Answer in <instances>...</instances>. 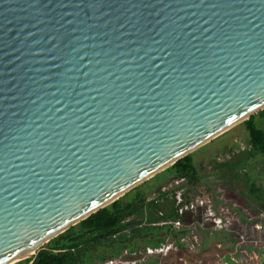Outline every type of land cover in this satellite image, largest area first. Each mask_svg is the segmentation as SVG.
<instances>
[{
	"label": "water",
	"instance_id": "water-1",
	"mask_svg": "<svg viewBox=\"0 0 264 264\" xmlns=\"http://www.w3.org/2000/svg\"><path fill=\"white\" fill-rule=\"evenodd\" d=\"M263 107L264 0H0V264Z\"/></svg>",
	"mask_w": 264,
	"mask_h": 264
},
{
	"label": "rangeland",
	"instance_id": "rangeland-1",
	"mask_svg": "<svg viewBox=\"0 0 264 264\" xmlns=\"http://www.w3.org/2000/svg\"><path fill=\"white\" fill-rule=\"evenodd\" d=\"M257 112L251 115L264 128V116ZM247 147V132L240 121L193 149L190 153L200 175L198 194L189 200L193 206L183 212L179 222L170 221L177 231L166 234L155 248L139 243L134 250L124 247L118 255L93 264H264L261 200L251 196L244 179L214 167L216 161L246 157L243 169L257 186L264 188V155L246 156L241 151ZM150 180L155 186L162 178ZM144 189L148 198L154 196L153 187ZM175 190L181 192L180 188ZM256 194H260V188ZM196 198L202 200L200 206L195 204ZM178 229H183V233ZM23 259L9 264H22Z\"/></svg>",
	"mask_w": 264,
	"mask_h": 264
},
{
	"label": "trees",
	"instance_id": "trees-1",
	"mask_svg": "<svg viewBox=\"0 0 264 264\" xmlns=\"http://www.w3.org/2000/svg\"><path fill=\"white\" fill-rule=\"evenodd\" d=\"M257 114L264 116V107ZM242 123L247 132L248 147L241 152L246 156L257 153L264 155V128L255 123L253 115ZM245 160L246 157L227 158L216 161L214 167L231 172L235 178L244 179L251 196L261 200L264 207V188L257 186L243 169ZM158 177L162 178L161 182L153 186L150 179ZM199 180V171L192 155L187 153L109 204L48 239L36 249L34 256L24 258L22 264H93L118 255L124 247L134 250L139 243L142 247H156L166 234L177 231L169 222H157L180 220L184 215L178 214L174 205L172 195L175 189H181L180 204L189 202L198 194ZM149 187H153L155 194L148 198L144 188ZM258 188L260 194H256ZM178 232L183 233V229H178Z\"/></svg>",
	"mask_w": 264,
	"mask_h": 264
},
{
	"label": "built area",
	"instance_id": "built-area-1",
	"mask_svg": "<svg viewBox=\"0 0 264 264\" xmlns=\"http://www.w3.org/2000/svg\"><path fill=\"white\" fill-rule=\"evenodd\" d=\"M172 198L174 199L173 202H174V205L177 207L176 210H177V213L178 214H183V212H185L186 209L191 208L193 206V202H191V201L180 204L182 197H181V193H180L179 190H175L174 191V193L172 195ZM194 202H195V204H198V206H200L202 200L201 199H198L197 200V198H196ZM173 220L175 222H179V220H177V219H173ZM170 221L171 220H168V221H160V222L161 223L162 222H169L170 223Z\"/></svg>",
	"mask_w": 264,
	"mask_h": 264
},
{
	"label": "bare ground",
	"instance_id": "bare-ground-1",
	"mask_svg": "<svg viewBox=\"0 0 264 264\" xmlns=\"http://www.w3.org/2000/svg\"><path fill=\"white\" fill-rule=\"evenodd\" d=\"M39 246H40V244H38V245H34V246L30 247V249H28V250L24 253V256L20 257V259H21V258H24V257L27 256V255H30V256H31V254H33V253L35 252V250L37 249V247H39Z\"/></svg>",
	"mask_w": 264,
	"mask_h": 264
}]
</instances>
